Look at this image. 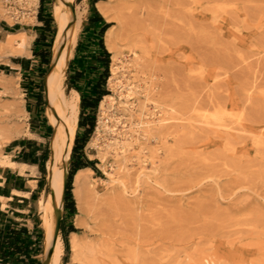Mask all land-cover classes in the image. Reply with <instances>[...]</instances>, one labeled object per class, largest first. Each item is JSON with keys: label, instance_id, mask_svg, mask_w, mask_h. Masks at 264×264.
<instances>
[{"label": "rangeland", "instance_id": "rangeland-1", "mask_svg": "<svg viewBox=\"0 0 264 264\" xmlns=\"http://www.w3.org/2000/svg\"><path fill=\"white\" fill-rule=\"evenodd\" d=\"M103 1L107 15L96 6L98 13L119 39L118 60H112L103 33L110 54L106 89L113 100L104 99L105 110L98 104L83 151L99 172L87 173L81 212L73 175L76 212L62 209L61 239L72 224L95 250L91 264H264V0ZM49 2L57 31L53 7L59 0ZM72 4L83 18L64 73L68 100L72 89L80 98L91 94V76L101 71L100 25L92 29L87 22L89 0ZM38 6L39 0H27L26 14L16 19L0 0V139L9 137L4 144L28 131L29 94L41 91L45 116L48 108V68L34 50H50L51 62L56 32L35 43L32 34L42 28ZM20 31L29 38L28 53H14L5 43L8 33ZM76 71L78 81L71 77ZM100 116L109 126L111 118L117 120L114 132L104 126L96 132ZM215 118L223 125L219 130L204 124ZM144 121H153L155 130L144 131ZM115 138L126 146L124 161L105 149ZM44 168L42 199L49 190ZM35 217L41 222L40 204ZM69 238L60 264H80L72 260Z\"/></svg>", "mask_w": 264, "mask_h": 264}, {"label": "bare ground", "instance_id": "bare-ground-1", "mask_svg": "<svg viewBox=\"0 0 264 264\" xmlns=\"http://www.w3.org/2000/svg\"><path fill=\"white\" fill-rule=\"evenodd\" d=\"M73 0H59L58 4L53 7V16L57 23V31L54 40L53 47V57L54 66L45 76V100L47 103V121L49 125L53 128V133L49 140L50 154L46 160V171H47V183L48 192L44 199H40V210H41V225L44 230V240L43 246L45 252L51 250V255L48 264H60L61 257L63 254V240L61 239L59 233L54 238V216L56 218V212L61 209L62 205V194L64 187V174L66 172V166L69 160V154L71 146L76 133V126L78 122V102L80 100L79 93L72 89L74 96L71 100H68L65 96V91L63 87V79L65 68L67 65V60L71 56L72 47L75 46L78 33L81 29L82 24V13L77 6L72 8L70 3ZM65 6V9H63ZM98 10L103 14L107 15L108 7L107 4L102 0L96 3ZM118 35L111 27H108L104 34V44L108 51H111V59L118 60ZM9 47H11L12 52L23 54L28 53L29 38L25 32L20 31L16 33H8L5 42ZM57 56V57H56ZM57 58V59H56ZM56 60V61H55ZM115 68H111V72H114ZM115 74V73H113ZM116 79V78H115ZM122 86V85H120ZM5 88L10 87V83H4ZM127 91H130L131 87L126 86ZM130 93L125 96L128 97ZM112 101L113 97L110 95H104L99 102V107L105 110L104 99ZM215 110H222L218 104H214ZM103 111L102 114H104ZM101 116L98 120V126H96V132L99 131L100 126H104L106 130L114 132L111 126H114L117 120L111 118V125H107L102 122ZM218 121H216V120ZM214 119V123L211 124L206 121L204 124L208 126H213L216 130L221 129L223 126L218 118ZM153 121H144L140 123V126L144 128L146 132H153L155 126ZM21 128L19 126L15 127V131L19 132ZM6 140L0 139V149L1 146L6 143L9 137H5ZM105 149L108 151L112 150L115 155L120 157L121 161L125 160L124 152L126 151V146L124 143L118 141L116 138L105 145ZM0 165L13 167L19 169L23 172L25 165H18L14 162L9 155H4L0 152ZM120 168V165H119ZM92 172L90 167H84L78 169L74 174V194L76 199V206L81 212L84 209V196L81 194L80 190L83 186H89L87 180V173ZM111 175V173H107ZM115 179L112 178L111 182ZM91 194L97 196L93 186H91ZM23 194V193H22ZM2 200V205H5V199L0 197ZM80 224V222H76ZM70 249L72 251V260L79 261L80 264H91L90 258L95 254V250L92 246L85 245L79 239L76 232H70Z\"/></svg>", "mask_w": 264, "mask_h": 264}, {"label": "crops", "instance_id": "crops-1", "mask_svg": "<svg viewBox=\"0 0 264 264\" xmlns=\"http://www.w3.org/2000/svg\"><path fill=\"white\" fill-rule=\"evenodd\" d=\"M49 1L51 0L44 1L43 16H51L47 8ZM90 16H93L91 10L88 14V17ZM37 23L43 25L38 19ZM41 31L42 28L32 34L34 41ZM90 37L93 38V36ZM41 93L39 91L29 94L31 98L26 97L25 101L29 105V114H32L28 131L13 141L2 145L0 149L2 154L9 155L18 165H25L23 172L13 167L0 165V197L5 199V205H2V200H0V235L9 231L10 228L22 230L23 238L21 241L27 245L26 251L30 253L37 248L42 249L43 252L44 230L41 228L40 220L35 215L44 192L41 181V155L46 145L48 146L46 138H48L49 130L52 129L41 109L43 106ZM45 164L46 161L44 166ZM35 171H38L40 175L35 176L33 174ZM41 254H36L33 257L37 259ZM0 264H3L2 259H0Z\"/></svg>", "mask_w": 264, "mask_h": 264}, {"label": "trees", "instance_id": "trees-1", "mask_svg": "<svg viewBox=\"0 0 264 264\" xmlns=\"http://www.w3.org/2000/svg\"><path fill=\"white\" fill-rule=\"evenodd\" d=\"M45 0H39V7L37 13V19L43 23L42 31L38 34L35 39V42L45 41L47 36L46 33H50L51 38L55 34V26L53 18L51 16H43V4ZM98 0H89L90 10L93 13V16L88 17V24L90 28H99L97 30L96 43L97 47L100 50V53L96 55V62L98 66L101 67V71L96 74V76H91L90 84L93 86V92L91 94L81 95L80 98V112L77 122V133L74 138V144L71 150L70 158V170L68 173V179L65 185L64 196H63V208L64 211L68 212L69 215H73L76 212L74 198L71 193L72 189V177L75 172L84 167H90L95 172H99L95 166V160H89L85 155L83 148L91 133L94 130L96 111L98 104L104 95L108 94L106 89V80L109 76L108 65L110 54L106 50L103 44V33L110 26V23L104 21L103 17L98 13L95 8V3ZM95 43V42H94ZM34 55L39 59L40 64H44L48 68L51 60V51L47 49H38L34 50ZM96 68V66H94ZM76 81L80 80L81 74L79 71H76L71 75ZM79 92V90L76 88ZM48 158V146L46 145L45 150L41 155V172L45 174L44 163ZM75 232L76 229L72 224H69L68 227L64 230L62 234V240L64 243L65 255L67 254L68 240L67 234L70 232ZM22 230L10 228L4 234L0 235V259H2L3 264H40L41 260L36 259L33 256L39 253H42V249H33L32 253L27 252V245L21 241L22 239ZM42 239V235H41ZM65 257V256H64Z\"/></svg>", "mask_w": 264, "mask_h": 264}, {"label": "water", "instance_id": "water-1", "mask_svg": "<svg viewBox=\"0 0 264 264\" xmlns=\"http://www.w3.org/2000/svg\"><path fill=\"white\" fill-rule=\"evenodd\" d=\"M70 6L72 8H74L72 2L70 3ZM53 66H54V62L52 60L50 62V64H49L47 73L52 69ZM43 85H45V78L43 80ZM44 91H45V88H44ZM67 178H68V163H67V166H66V172L64 174V187H63V194H62V205H61V209L56 212L55 226H54V238H56V236L58 235V233L60 231V222H61V218H62V209H63V196H64V190H65V185H66V182H67ZM50 255H51V250H48L47 252H45V255H44V258H43L41 264H48Z\"/></svg>", "mask_w": 264, "mask_h": 264}, {"label": "built area", "instance_id": "built-area-1", "mask_svg": "<svg viewBox=\"0 0 264 264\" xmlns=\"http://www.w3.org/2000/svg\"><path fill=\"white\" fill-rule=\"evenodd\" d=\"M5 4L8 5L11 15L18 19L23 17L26 13L25 3L27 0H4Z\"/></svg>", "mask_w": 264, "mask_h": 264}]
</instances>
